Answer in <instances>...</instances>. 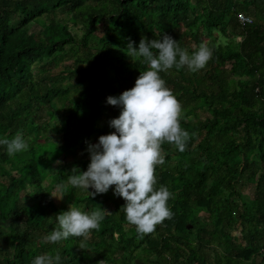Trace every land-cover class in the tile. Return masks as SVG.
<instances>
[{"label":"trees","instance_id":"16d2710c","mask_svg":"<svg viewBox=\"0 0 264 264\" xmlns=\"http://www.w3.org/2000/svg\"><path fill=\"white\" fill-rule=\"evenodd\" d=\"M164 33L190 54L219 46L198 71L161 72L189 138L182 152L162 143L155 186L169 188L173 215L139 234L124 198L73 187L66 161L86 170L88 142L110 132L98 121L120 112L107 96L148 69L129 41ZM18 134L26 151L0 145V264L57 252L60 264H264V0H0V137ZM69 205L104 218L86 237L46 242Z\"/></svg>","mask_w":264,"mask_h":264},{"label":"clouds","instance_id":"9594fccd","mask_svg":"<svg viewBox=\"0 0 264 264\" xmlns=\"http://www.w3.org/2000/svg\"><path fill=\"white\" fill-rule=\"evenodd\" d=\"M218 46V43H201L190 54L167 33L153 39L142 36L138 47L129 41L128 54L142 57L149 67L140 71L134 86L119 95L107 96V103L120 108L119 115L109 120V127L114 130L99 135L94 143L88 142L90 162L86 170L74 165L68 176L73 187L84 189L91 196L111 188L114 194L123 197L126 219L136 226L139 234L153 232L157 224L173 215L168 205L172 196L169 188L155 186L156 165L164 162L162 143H174L182 152L189 138V132L180 123L182 104L161 72L185 65L190 71H198L213 57ZM0 145L6 146L9 155L29 148L22 134L11 139L0 137ZM103 218V209L89 212L70 205L57 214L59 227L46 234L44 240L57 243L69 236L86 237L99 227ZM60 259L58 252L42 253L31 264H60Z\"/></svg>","mask_w":264,"mask_h":264},{"label":"rangeland","instance_id":"374dc122","mask_svg":"<svg viewBox=\"0 0 264 264\" xmlns=\"http://www.w3.org/2000/svg\"><path fill=\"white\" fill-rule=\"evenodd\" d=\"M33 28H38V25L36 24H33L32 25ZM102 29L103 27H101V30H99L98 32H102ZM88 105H89V101H88V98H85V99H82L81 102L79 103V106L76 110V113H75V116H74V120H73V123H78V121L83 118L86 114V110L88 108ZM114 117L113 115L112 116H108V115H105L101 120L98 121V126L99 127H103L105 129H108L110 132L113 131L114 129L109 127V120ZM50 134H54L53 132L50 133ZM98 139L95 140V142L97 141ZM65 162L62 160V159H59L58 161H56L52 166L48 167V173H52V172H55L57 171L59 168H61L62 166H64ZM67 163V166L68 169L71 171V169L73 168V166H78V162L75 161V159H69L66 161ZM244 192H248V193H251V187L249 188H246L244 190ZM58 197H60V193L57 194ZM56 197V200H58L59 198ZM70 206V205H69Z\"/></svg>","mask_w":264,"mask_h":264},{"label":"built area","instance_id":"2783aa9c","mask_svg":"<svg viewBox=\"0 0 264 264\" xmlns=\"http://www.w3.org/2000/svg\"><path fill=\"white\" fill-rule=\"evenodd\" d=\"M240 21L242 23H249L252 21V18L250 16H248L247 14L241 13L239 15Z\"/></svg>","mask_w":264,"mask_h":264},{"label":"water","instance_id":"95a60500","mask_svg":"<svg viewBox=\"0 0 264 264\" xmlns=\"http://www.w3.org/2000/svg\"><path fill=\"white\" fill-rule=\"evenodd\" d=\"M187 226L190 228L191 227V224H188Z\"/></svg>","mask_w":264,"mask_h":264}]
</instances>
